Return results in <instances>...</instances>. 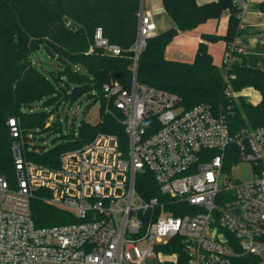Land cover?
<instances>
[{
    "label": "built area",
    "instance_id": "2783aa9c",
    "mask_svg": "<svg viewBox=\"0 0 264 264\" xmlns=\"http://www.w3.org/2000/svg\"><path fill=\"white\" fill-rule=\"evenodd\" d=\"M233 3L243 17L249 0ZM154 36L141 6L135 61ZM96 48L123 52L100 27L90 51ZM235 60L227 51L230 99L236 98L230 87ZM103 96V111L121 116L126 145L117 135L98 133L63 152L57 168L28 159L35 131L25 133L19 118L7 120L15 177L0 171V264H232L246 255L264 264V127L234 131L227 115L210 105L185 110L176 94L140 84L136 76L129 89L104 84ZM226 159L236 162L227 167ZM238 163L252 165L250 179L231 176ZM147 170L167 200H145L137 192V176ZM38 191L75 221L38 227L31 209ZM170 245L179 252H167Z\"/></svg>",
    "mask_w": 264,
    "mask_h": 264
},
{
    "label": "trees",
    "instance_id": "16d2710c",
    "mask_svg": "<svg viewBox=\"0 0 264 264\" xmlns=\"http://www.w3.org/2000/svg\"><path fill=\"white\" fill-rule=\"evenodd\" d=\"M175 27L147 40V45L135 61L132 48L139 29L142 0H0V171L14 180L12 138L7 126L11 117L19 118L25 133L41 131L61 134L52 141L51 148L35 145L25 150V156L39 164L57 168L60 155L83 147L98 133L117 135L126 145L127 136L120 122L121 116L105 113L107 103L103 85L117 81L126 89L136 76L140 84L176 94L181 106L191 109L205 103L217 113L227 115L234 131L242 127H264V70L248 66L235 46L242 32L241 9L233 0H217L199 5L197 0H162ZM264 10V4L262 5ZM229 15L225 36L203 35L194 62L170 61L165 57L167 45L181 31L193 29L211 18ZM112 44L119 45L120 56L106 53L102 48L90 51L97 28ZM224 40L227 51L233 50L236 60L230 74L231 90L237 93L252 87L261 94L257 105L239 95L237 101L226 95L228 83L225 72L213 63L208 42ZM41 51L44 52L41 55ZM53 58L52 75L56 85L39 69L38 63ZM81 68L85 69L82 73ZM98 90L102 103L99 123L95 126L83 121L77 134L71 130L65 136L60 123L47 126L53 113L35 112L41 101L72 104L87 90ZM41 130V131H40ZM41 132V133H42ZM62 139V142L59 140ZM35 141L37 140L35 136ZM44 141V138H41ZM38 148V149H37ZM235 160L226 159L229 167ZM136 190L145 199L167 200L160 192L152 173L145 171L136 179ZM173 207H170V210ZM32 217L38 227H52L72 223L75 218L67 211L49 205L44 192L38 191L31 202ZM169 210V209H168ZM185 213H190L188 209ZM170 245L167 252H179ZM232 264H261L251 255L239 256Z\"/></svg>",
    "mask_w": 264,
    "mask_h": 264
},
{
    "label": "crops",
    "instance_id": "0c3cea01",
    "mask_svg": "<svg viewBox=\"0 0 264 264\" xmlns=\"http://www.w3.org/2000/svg\"><path fill=\"white\" fill-rule=\"evenodd\" d=\"M217 0H197L199 5L209 4ZM264 0H249L247 9L241 20L242 32L236 38L234 44L240 50L241 56L248 66L264 70ZM142 8L146 14H150L156 35L164 33L175 27V23L167 13L162 0H142ZM229 27V15L219 18H211L199 26L181 31L167 45L165 57L170 61L192 63L200 43L205 42L203 35L225 36ZM208 52L213 63L223 68V60L227 52V44L224 40L208 42ZM247 98L253 105L261 101V94L252 87L238 93Z\"/></svg>",
    "mask_w": 264,
    "mask_h": 264
},
{
    "label": "rangeland",
    "instance_id": "374dc122",
    "mask_svg": "<svg viewBox=\"0 0 264 264\" xmlns=\"http://www.w3.org/2000/svg\"><path fill=\"white\" fill-rule=\"evenodd\" d=\"M50 64H53V58L51 56L46 57V62L38 63L39 69L45 74V76L50 80L51 83L56 85V80L52 73V68ZM82 73H85V69L81 68ZM236 98L235 100L238 102L239 95L237 92H234ZM98 90H87L85 94H81L74 102L71 104H67L66 102H62L59 106L58 112L55 111L56 104H47L44 101L38 102L34 106L35 112H45V113H53V118L51 120V124L60 123L63 133L65 136H68L71 130H74L77 134L81 131V123L83 121L89 123L92 126H95L99 123L102 103L99 99H97ZM246 98V97H245ZM247 99V98H246ZM37 131V130H30ZM41 131V130H40ZM42 132V131H41ZM36 134V145L45 146L46 148H51L55 144L53 143V139L61 137V134H49L46 132ZM41 138L45 140L42 141ZM34 142V141H33ZM62 142V139L59 140ZM34 145L28 144L27 150H33ZM253 168L250 163H238L232 167L231 176L237 180H248L252 177Z\"/></svg>",
    "mask_w": 264,
    "mask_h": 264
},
{
    "label": "water",
    "instance_id": "95a60500",
    "mask_svg": "<svg viewBox=\"0 0 264 264\" xmlns=\"http://www.w3.org/2000/svg\"><path fill=\"white\" fill-rule=\"evenodd\" d=\"M44 54V52L43 51H41V55H43ZM52 66H55V64H52Z\"/></svg>",
    "mask_w": 264,
    "mask_h": 264
}]
</instances>
